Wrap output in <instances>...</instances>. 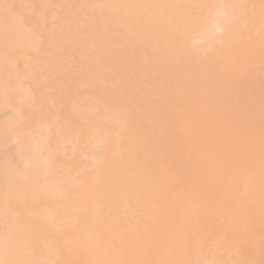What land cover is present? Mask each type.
<instances>
[{"label": "rangeland", "instance_id": "1", "mask_svg": "<svg viewBox=\"0 0 264 264\" xmlns=\"http://www.w3.org/2000/svg\"><path fill=\"white\" fill-rule=\"evenodd\" d=\"M134 1L139 3L0 0V189L9 179L2 168L5 150L14 165L49 154L58 174L73 176L67 189L81 191V206L88 210L27 200L8 205L14 207L13 218L6 220L0 205V233L11 232L15 220L20 228H37L54 218L66 227L68 215L72 220L82 215L85 231L76 241L70 240L75 232L67 231L12 233L8 240L0 235L1 264H264V0L179 2V28L171 30L169 21L166 36L179 39V59L165 51L166 64L145 99L155 109H132L136 118L126 130L122 109H129L130 80L143 81L141 75L131 76L125 50ZM144 1L140 11L152 12L160 4L173 13L177 6V0ZM52 30H60L59 58L70 63L75 79L67 100L56 95L42 99L25 85L7 82L13 71L34 66L44 34ZM82 30L86 35L80 38ZM183 40L195 55L183 51ZM99 51L102 61L96 64ZM159 75L165 78L162 83ZM175 83L178 93L171 90ZM43 141L44 152L34 153L32 145ZM47 211L54 213L51 219L42 218ZM95 229L102 238L91 235Z\"/></svg>", "mask_w": 264, "mask_h": 264}, {"label": "bare ground", "instance_id": "2", "mask_svg": "<svg viewBox=\"0 0 264 264\" xmlns=\"http://www.w3.org/2000/svg\"><path fill=\"white\" fill-rule=\"evenodd\" d=\"M18 1V0H16ZM29 1V0H27ZM38 1V0H36ZM106 1V0H105ZM141 1L144 0H139V3H142ZM149 1V0H148ZM186 1H191V0H186ZM40 2V1H39ZM58 2V1H57ZM94 2V1H93ZM145 2V1H144ZM177 6L175 11H173V13H171L170 11H167L168 9H166V6L164 5H160L158 4L156 6L155 9L151 10L152 12L148 11L147 9H145V11H140L139 9V3H136L135 1L133 3H131L130 5H136L137 4V8L134 9L133 11H131V9H129L130 12H135L133 13L132 16H130V18L128 19V27H127V33L130 35V45H125V50H126V57H128V63L130 64L129 66V72L132 76V74H136V75H141L143 77V81L141 82H137V81H132V79L130 80V94L128 98H130L129 103L126 105H129V109H124L123 107V112L125 113L126 116H124V122L126 124V130L128 129V124L130 125L131 120H135V114L134 111L132 109H141L142 107H145V109H155V104L146 101L149 97H148V90L151 87L153 81H156L157 79L155 78V74H160L162 73V67L163 64H166L164 61V56L168 53H171V56L174 59H179L178 58V54H180L179 52V46H180V41L179 39H174L169 41V39L166 37L168 35V27L167 25L169 24V21L171 22V30L174 26H177L179 28V24H180V19H181V11L180 8L178 6V3L180 2V6H185L186 3L184 0H177ZM27 2H25L26 4ZM75 3V2H74ZM136 3V4H135ZM146 3V2H145ZM33 4V3H32ZM19 5V4H17ZM89 5V4H88ZM23 6V5H21ZM26 6V5H25ZM29 7H31V5H28ZM57 6V5H55ZM54 6V8H55ZM235 6V5H234ZM78 7V6H77ZM94 7V6H92ZM132 7V6H131ZM236 7V6H235ZM35 8V7H34ZM130 8V6H129ZM135 8V7H134ZM53 9V8H52ZM68 9V8H67ZM139 9V12L137 11ZM12 10V9H10ZM26 10V9H25ZM24 10V11H25ZM54 10V9H53ZM8 11V10H7ZM31 11V9L29 10ZM69 11V10H68ZM14 12V11H13ZM22 12V11H21ZM12 13V12H11ZM32 14V12H27ZM122 13V12H121ZM120 13V14H121ZM127 14H129V12H126ZM28 14V15H30ZM39 15V14H38ZM42 15V14H40ZM50 15V14H49ZM123 16V13L121 14ZM131 15V13H130ZM24 16V15H23ZM55 16V15H54ZM53 16V17H54ZM76 16V15H74ZM126 16V15H125ZM212 15H210L208 17V22L210 21L211 23V17ZM32 17V16H31ZM40 17V16H39ZM81 17V15H80ZM98 17V16H97ZM101 17V16H100ZM121 17V16H120ZM114 18V17H113ZM1 19V18H0ZM12 19H14V17H12ZM52 19V18H51ZM125 19V18H123ZM7 20V19H6ZM15 20V19H14ZM44 20V19H43ZM106 20V19H105ZM120 20V19H119ZM36 21V20H35ZM92 21V19H91ZM95 21V20H94ZM20 22V21H19ZM22 22H24L22 20ZM44 22V21H43ZM51 22V21H49ZM84 22V21H83ZM88 22V21H86ZM117 22V21H116ZM122 22V21H121ZM125 22V21H124ZM207 22V23H208ZM213 22V21H212ZM5 23V22H4ZM25 23V22H24ZM104 24V23H103ZM107 24V23H106ZM111 24V23H109ZM209 24V23H208ZM24 25V24H23ZM95 25V24H94ZM118 25V24H117ZM123 25V24H121ZM47 26V25H46ZM112 26V25H111ZM16 27V26H15ZM21 27V25H20ZM83 27V26H82ZM15 29V28H14ZM19 29V27H18ZM111 29V28H110ZM4 30V29H3ZM13 31V30H12ZM60 30H52L46 34H44L45 39L43 40V43L40 47V52L37 56V60L34 64V66H32L29 70H23V71H19L15 74L6 77L7 82L12 83V84H21V85H25L26 88L28 87L31 90H35L42 99H44L47 96H59L61 99L63 100H67L70 98V92L71 90L69 89V84H72L73 81H75L74 76L71 75V72L68 71V68L70 67V63L67 60H61L59 58V54L61 55V53H58L57 50V39L58 37V32ZM78 31V30H77ZM8 32V31H7ZM96 32V30H95ZM10 33V32H8ZM23 33V32H22ZM61 33V32H60ZM115 33V32H114ZM121 33V32H120ZM15 34V33H14ZM32 34V33H29ZM4 35V34H3ZM78 35V34H77ZM86 35L85 33L79 32V37L81 38L82 36ZM7 36V35H6ZM19 36V35H18ZM32 36V35H31ZM97 36V35H95ZM116 35H113L112 37H114ZM120 36V35H119ZM37 37V36H35ZM94 37V36H92ZM102 37V36H101ZM73 38V37H72ZM123 38V37H122ZM167 40H166V39ZM15 39V38H14ZM26 39V38H24ZM30 39V38H29ZM78 39V38H77ZM107 39V38H106ZM17 40V39H16ZM28 40V39H27ZM42 40V39H40ZM210 40H212V37L210 38ZM209 40V43H210ZM216 40V39H215ZM214 40V41H215ZM7 41V40H6ZM10 41V40H9ZM18 41V40H17ZM39 41V40H38ZM62 41V40H61ZM26 42V41H24ZM79 42V41H77ZM90 42V41H89ZM126 42V41H123ZM15 43V42H12ZM72 43V42H69ZM86 43V42H84ZM96 41L93 40V44H95ZM119 43V42H118ZM34 44V43H33ZM105 44V43H104ZM157 45L156 47L154 46ZM39 45V44H37ZM83 45V44H82ZM182 45H183V51L185 53H190L193 54L194 51H191L190 45H188L186 43L185 40L182 41ZM15 46V45H14ZM98 46V45H96ZM110 46V45H109ZM18 47V46H17ZM23 47V46H22ZM21 47V48H22ZM119 47V46H118ZM177 47V50H176ZM25 48V47H23ZM98 51V49H101L102 47H95ZM14 49V48H12ZM62 49V48H60ZM59 49V50H60ZM76 49V48H75ZM80 49V48H79ZM21 51V49H19ZM38 50V49H37ZM66 50V49H65ZM13 51V50H12ZM17 51V50H15ZM25 51V50H24ZM34 51V50H33ZM103 51V50H102ZM167 51V52H165ZM32 52V51H30ZM193 52V53H192ZM2 53V52H0ZM26 53V52H25ZM28 54V53H27ZM93 54V53H92ZM17 55V54H16ZM20 55V54H19ZM195 55V53H194ZM86 56V55H85ZM8 57V55H7ZM13 56H11L12 58ZM112 57H116L117 60L119 59L118 56H112ZM106 58V57H105ZM15 59V58H14ZM26 59V58H25ZM63 59V58H62ZM93 59H95V63L96 64H100L101 63V52H97ZM104 59V57H103ZM111 59V58H109ZM168 60L170 59V56H168L167 58ZM9 60V59H8ZM70 60V59H69ZM171 60V59H170ZM4 61V59H3ZM2 61V62H3ZM7 61V60H6ZM30 61V60H29ZM177 62V60H175ZM125 62V61H124ZM202 63H207L206 60L204 61H200ZM29 63V62H28ZM201 66H204V64ZM4 64V63H3ZM0 64V65H3ZM9 65H11L9 63ZM92 65V64H90ZM105 65V64H103ZM118 65V64H117ZM125 65V64H124ZM206 66V65H205ZM11 66H9L10 68ZM27 67V66H26ZM125 67V66H124ZM5 69V68H4ZM105 69V68H104ZM127 69V67H126ZM13 70V69H12ZM19 70V69H18ZM22 70V69H21ZM66 71V73L63 74V71ZM109 70V69H108ZM6 71V70H4ZM62 71V74H60V76H55V74H57V72ZM12 72V73H13ZM114 72V71H113ZM86 73V72H85ZM110 73V72H108ZM92 74H94V72H92ZM96 74V72H95ZM101 74V73H100ZM4 75V76H5ZM79 75V74H78ZM147 75V76H146ZM2 77V75H1ZM90 77H92V75H90ZM98 77V76H95ZM88 78V77H87ZM160 78V83H162V79H163V75H159ZM104 79V78H103ZM111 79V78H110ZM84 80V79H83ZM88 80V79H87ZM165 80V78L163 79V81ZM1 82V81H0ZM96 82V81H95ZM136 82V83H135ZM120 83V82H118ZM81 84V83H79ZM107 84V83H106ZM86 85V84H85ZM95 85V84H94ZM98 85V84H97ZM102 84H100L99 86H101ZM23 86V87H25ZM73 86V85H72ZM1 87V86H0ZM12 87V86H11ZM19 87V86H18ZM128 87V86H126ZM122 88V87H121ZM164 85H160V89L164 90ZM172 88V87H171ZM20 89V88H19ZM172 91L178 93L179 88L177 83H175V85L173 84V88L171 89ZM15 91V90H14ZM29 91V90H28ZM89 91V90H87ZM2 92V89H1ZM79 92V91H78ZM96 92V91H95ZM20 93V92H18ZM113 93V92H112ZM2 93H0L1 95ZM6 94V93H4ZM14 94V93H13ZM74 94V93H72ZM98 94V93H96ZM121 94V93H120ZM16 95V94H14ZM101 95V94H100ZM126 96V95H125ZM6 97V96H4ZM24 97V96H22ZM33 97V96H31ZM89 97V96H88ZM87 98V97H86ZM126 98V97H124ZM31 99V98H30ZM79 99V98H77ZM95 99V98H94ZM93 99V100H94ZM121 99V98H119ZM146 99V100H145ZM33 100V99H32ZM83 100V99H82ZM8 101V100H7ZM22 101V100H21ZM28 101V100H27ZM127 101V100H126ZM93 102V101H92ZM119 102V101H118ZM122 102V101H121ZM51 103V102H50ZM105 103V102H104ZM9 104V103H8ZM81 104V103H79ZM85 105L87 103H84ZM110 104V103H109ZM3 105V104H2ZM74 105V104H73ZM78 105V104H77ZM89 105V104H88ZM97 105V104H96ZM117 105V104H116ZM115 105V106H116ZM122 105V104H121ZM141 105V106H140ZM198 106V104H196ZM28 106V105H26ZM105 106V105H104ZM18 107V106H17ZM76 107V106H74ZM71 107V108H74ZM81 107V106H80ZM25 108V107H23ZM35 108V107H33ZM69 108V109H71ZM97 108V107H96ZM100 108V107H99ZM120 108V107H119ZM20 108H18L19 110ZM82 109V107H81ZM16 110V109H15ZM33 111V110H32ZM15 112V111H14ZM83 112V110H82ZM13 114V113H12ZM73 114V113H71ZM38 115V114H37ZM42 115V114H41ZM71 116V115H70ZM12 117V116H9ZM7 117V118H9ZM14 117V116H13ZM66 117V116H65ZM40 119V118H39ZM22 120V119H21ZM77 120V119H76ZM1 121V120H0ZM18 121V120H17ZM67 121V120H66ZM74 121V120H73ZM12 122V121H11ZM54 122V121H52ZM35 123V122H34ZM25 125V124H24ZM30 125V124H29ZM13 126V125H11ZM41 126V125H39ZM44 126V125H43ZM58 126V125H56ZM55 126V127H56ZM36 127V126H34ZM53 127V128H55ZM60 127V126H59ZM74 127V126H73ZM90 127V126H89ZM88 127V128H89ZM26 128V127H24ZM79 128V127H78ZM8 129V128H7ZM12 129V128H11ZM21 129V128H20ZM57 129V128H56ZM77 129V128H76ZM22 130V129H21ZM125 130V131H126ZM51 131V130H50ZM77 131V130H75ZM49 132V131H48ZM203 132V131H202ZM41 133V132H39ZM54 134H56L55 132H53ZM66 133V132H65ZM24 134V133H23ZM46 134V133H45ZM62 134V133H61ZM1 135V133H0ZM26 135V134H25ZM37 136V134H35ZM52 135V133H51ZM64 135V134H62ZM126 135V134H125ZM124 135V136H125ZM28 136V135H27ZM32 136V135H31ZM122 135V137H124ZM16 137V136H15ZM77 137V136H76ZM60 138V137H59ZM18 139V138H16ZM44 139V138H42ZM47 139V138H45ZM56 139V138H55ZM39 140V139H38ZM60 140V139H59ZM82 140V139H81ZM15 141V138H14ZM61 141H63L61 139ZM67 141V140H66ZM46 142V141H45ZM50 142V141H49ZM71 142V141H70ZM78 142V141H77ZM14 143V142H13ZM20 143V142H19ZM23 143V142H22ZM43 142L39 143H34L37 145H32V150L34 153H38V150H42L43 146H40ZM52 143V142H50ZM65 143V141H64ZM58 144V143H55ZM70 144V143H69ZM12 145V143H11ZM43 145V144H42ZM29 146V145H28ZM47 146V145H45ZM50 146V145H49ZM64 145H62L61 147H63ZM73 146V145H72ZM8 147V146H6ZM15 147V146H13ZM48 147V146H47ZM9 150L12 147H8ZM75 148V147H74ZM13 149V148H12ZM4 150V149H2ZM15 151V150H13ZM20 151V150H19ZM44 152V150H42ZM53 150H51L52 152ZM58 151V150H57ZM64 152V148L61 150ZM22 152V151H20ZM49 152V153H51ZM69 152V151H68ZM56 153V152H55ZM3 154L5 156H7L5 159H3L4 163L2 164V168L7 170L8 172L6 173V175L8 176V180L4 181L2 183V188L0 189V205H3L4 213L1 214L3 215L6 220L8 218H13V211L12 209H14L13 206H8V205H18V204H25V201L29 200L31 202L32 205L34 204H47V203H52L54 205H62V206H79L82 207L81 205V201H82V192L81 191H77V189H67V182L71 181L72 182V178L73 176L69 173V174H65L64 177H62L60 174H58L56 172L57 167L55 164H57L56 162H54L55 159H53L52 155L47 154V156L44 157H39V156H35V157H31L28 159H23L20 160V163L22 165H19L17 163H15V165L13 164V162H16V160H13L12 157H10L9 154H11V152H7V150H5L3 152ZM66 154V152H65ZM29 155V154H28ZM35 155V154H34ZM55 155V154H54ZM60 155V153L58 154ZM74 155V154H72ZM21 156V155H19ZM63 156V154H62ZM16 158V157H15ZM62 160V159H61ZM65 160V159H64ZM69 160V158H68ZM19 161V160H18ZM67 161V160H65ZM17 164V165H16ZM76 164V163H75ZM68 165V164H66ZM78 166V165H77ZM21 169L25 170V172H22ZM65 169V168H64ZM19 170V171H18ZM66 170V169H65ZM69 170V169H68ZM62 173V172H61ZM4 174L3 172L0 173V176ZM75 177V176H74ZM169 180V179H168ZM170 184V183H169ZM169 186V185H168ZM169 188V187H168ZM165 193V192H164ZM162 195V194H161ZM167 195V194H166ZM156 198V197H155ZM154 198V199H155ZM129 200V199H128ZM160 200V199H159ZM149 201V200H148ZM155 201V200H154ZM147 202V201H146ZM150 202V201H149ZM152 203V202H151ZM132 204V203H131ZM134 204V203H133ZM29 206V205H28ZM39 207V206H38ZM115 207V206H114ZM169 207V206H168ZM111 208V207H110ZM165 208V206H164ZM71 210H75L71 209ZM98 210V209H96ZM95 210V211H96ZM25 211V210H24ZM81 211H88L86 209H84L83 207L81 208ZM116 211V210H115ZM41 212V211H39ZM20 213V212H19ZM37 213V212H36ZM66 213H68V211H66ZM78 213V212H77ZM109 213V212H108ZM167 213V212H166ZM165 213V214H166ZM29 214V213H27ZM54 214L51 211H47L42 215V218L45 217L47 219H51L52 215ZM110 214V213H109ZM21 215V214H20ZM31 215V214H30ZM95 215V214H94ZM104 215V214H103ZM56 216V215H55ZM81 216V217H80ZM78 216L77 218H73V220L71 219V217L68 215L67 217L69 220V224L66 225V227H62V224H58V221L55 222L54 218L51 219V223L50 224H46V225H40L37 228H32V224H29L28 226L23 227L21 225V228L19 227V223H17V221L15 220V224H14V229L10 231H3L0 233V235L3 236V240H8V239H13L12 237H14L13 234L17 233L18 236L21 237V235L25 236V235H29L30 236L32 234H43L44 232H54V233H58V234H62L63 231H67V232H71L74 233L75 235L72 236V238L70 240H74L76 241L81 239L82 237V232H85L84 230L81 231V228L83 227V218L82 215ZM28 217V216H27ZM33 217V216H32ZM31 217V218H32ZM61 217V216H60ZM116 218V217H115ZM107 219V218H106ZM14 220V219H12ZM66 220V219H64ZM96 220L94 218V216L91 218V221ZM101 220V219H100ZM109 220V219H108ZM89 221V222H91ZM103 221V219H102ZM113 222L115 220H112ZM122 220H119L117 222H121ZM87 222V221H86ZM101 222V221H100ZM32 223V222H31ZM13 224V223H11ZM100 224V223H97ZM7 225V224H6ZM102 225V224H101ZM106 225V224H105ZM113 229L115 228L114 225ZM11 227V226H10ZM17 227L19 230H17ZM99 227V225L97 226ZM124 227V226H123ZM120 228V227H119ZM7 229V228H6ZM107 229V228H106ZM96 230V229H95ZM33 231V232H32ZM125 231V229H124ZM88 232V231H87ZM13 233V234H12ZM92 233V232H91ZM84 234V233H83ZM104 234V233H103ZM93 237H97L99 238L101 236V234H99V232L93 231V233L91 234ZM107 236V235H106ZM38 237V236H36ZM102 238V237H100ZM64 240L63 243H67L70 240H67L65 238H62ZM20 240V239H18ZM31 240V239H30ZM41 240V239H40ZM102 240V239H101ZM14 241V240H13ZM45 241V240H43ZM99 241V240H98ZM18 242V241H17ZM47 243V242H46ZM54 243V242H53ZM75 243V242H73ZM123 243V242H122ZM23 244V243H22ZM123 246V245H122ZM192 246V245H191ZM46 247V246H45ZM48 247V246H47ZM46 247V248H47ZM74 247V246H73ZM193 247V246H192ZM26 248V247H25ZM50 248V247H49ZM28 249V248H27ZM121 249V248H120ZM24 250V249H23ZM52 250V249H50ZM74 252L76 251V249L73 250ZM21 252V251H20ZM48 252V251H47ZM53 252V251H52ZM58 252V251H57ZM69 253V251H67ZM72 252V251H71ZM201 252V250H200ZM199 252V253H200ZM198 253V252H197ZM202 253V252H201ZM6 254V253H5ZM22 254V253H21ZM72 254V253H71ZM26 255V254H24ZM31 255V254H30ZM56 255V254H54ZM197 255V254H196ZM201 255V254H200ZM42 256V255H41ZM52 256V255H50ZM89 256V255H88ZM195 256V255H194ZM202 256V255H201ZM43 257V256H42ZM45 258H47V256H45ZM196 258V257H195ZM194 258V260H195ZM203 258V257H202ZM201 258V259H202ZM55 259V258H54ZM52 259V261L54 260ZM47 260V259H44ZM199 260V259H197ZM196 260V262H197ZM49 261V260H48ZM207 261V260H205ZM35 262V261H34ZM59 262V261H58ZM121 262V261H120ZM125 262V261H124ZM195 262V261H194ZM199 262V261H198ZM44 263V261H43ZM122 263V262H121ZM204 263V261H203ZM1 264V261H0ZM19 264V263H17ZM52 264V263H51ZM197 264V263H196ZM206 264H208L206 262ZM228 264V263H227Z\"/></svg>", "mask_w": 264, "mask_h": 264}]
</instances>
